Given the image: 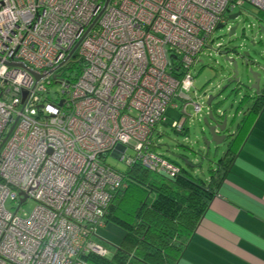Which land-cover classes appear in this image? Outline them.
<instances>
[{
	"label": "built area",
	"instance_id": "1",
	"mask_svg": "<svg viewBox=\"0 0 264 264\" xmlns=\"http://www.w3.org/2000/svg\"><path fill=\"white\" fill-rule=\"evenodd\" d=\"M244 3L264 10V0H0V264L106 256L92 237L126 186L106 157L179 172L151 149L153 132L168 107L201 111L193 66Z\"/></svg>",
	"mask_w": 264,
	"mask_h": 264
},
{
	"label": "trees",
	"instance_id": "2",
	"mask_svg": "<svg viewBox=\"0 0 264 264\" xmlns=\"http://www.w3.org/2000/svg\"><path fill=\"white\" fill-rule=\"evenodd\" d=\"M262 107L264 88L239 100L235 115L242 110L241 117L223 155L216 159V168L210 165L206 177L180 166L174 177L150 172L137 162L128 166L123 171L126 186L115 194L105 214V223L123 229L122 240L110 256L85 254L84 264H176ZM186 121L178 132L186 131ZM156 147L154 142L151 149L159 153Z\"/></svg>",
	"mask_w": 264,
	"mask_h": 264
},
{
	"label": "rangeland",
	"instance_id": "3",
	"mask_svg": "<svg viewBox=\"0 0 264 264\" xmlns=\"http://www.w3.org/2000/svg\"><path fill=\"white\" fill-rule=\"evenodd\" d=\"M238 10L235 9L233 12L235 13ZM236 21V31L231 37L227 35L228 18H226V23L222 27L216 28L212 32L210 41L199 53L198 61L193 66V82L188 94L197 103L202 105L201 111L195 113L191 105L186 107L185 113H182L178 108L168 107L164 120L157 124L156 131L152 135V140L155 142L159 153L199 177H206L209 166L216 158V148H218V155H221L222 152L219 149H225L226 147L225 142L217 145L218 147L212 143L208 154L205 155V145L202 136L203 132L207 133V130L202 123V119L207 115V98L213 95V102H221L219 107L228 115L227 127L230 132L235 130L237 121L240 118V113H238L235 115L234 121L231 122L233 115L237 111L236 107L241 95L244 94L245 90L241 89L238 94L230 93V88L234 86V84H231L228 89L219 95L221 87L225 84L229 72L232 70L231 64L225 60L222 53L226 49L237 46L238 54L229 50L227 56H233L236 59L238 63V76L246 80V74L248 73L243 67L241 54L249 52L251 55H254V51L258 50L257 44L254 45L252 42L253 40L257 41L258 35L256 31L259 25H264V10H260L249 3H244L241 14ZM259 61L262 67H264V57L260 58ZM262 83H264V73H262L260 78V86ZM55 88L57 86L53 85L52 90ZM185 118H187L185 132H178L171 127L173 120L178 119L179 121H183ZM131 154H133V150L129 146L124 151V155ZM106 161L120 171H125L127 168L125 162L115 152L110 153L106 157ZM34 205L35 202L28 199L21 206L18 213L22 214L24 211L30 212ZM5 206L11 211L15 208V204L10 200L5 202ZM123 234L124 231L121 227L112 222H107L104 226L96 228L92 239L106 250V256H110L120 244Z\"/></svg>",
	"mask_w": 264,
	"mask_h": 264
},
{
	"label": "crops",
	"instance_id": "4",
	"mask_svg": "<svg viewBox=\"0 0 264 264\" xmlns=\"http://www.w3.org/2000/svg\"><path fill=\"white\" fill-rule=\"evenodd\" d=\"M176 264H264V107Z\"/></svg>",
	"mask_w": 264,
	"mask_h": 264
},
{
	"label": "water",
	"instance_id": "5",
	"mask_svg": "<svg viewBox=\"0 0 264 264\" xmlns=\"http://www.w3.org/2000/svg\"><path fill=\"white\" fill-rule=\"evenodd\" d=\"M240 14H241V10H238L237 12L228 15V19L229 20L237 19ZM223 25L224 24H218L217 28L222 27ZM235 27H237V25L229 30L227 34L229 37L233 35ZM256 34L258 35L257 41L253 40L252 44L254 45L257 44L258 50L254 51V55H251L249 52H243L241 54V58L243 59L242 61L243 67L248 73L246 74V80H243L238 76V63L236 59L233 56H227L229 50L238 54V50L236 48L237 46H233L229 49H226L222 53V55H224L225 60L229 64H231L232 70L231 72H229L225 84L221 87L219 95H221L222 92L228 89L231 86V84H234V86L230 88V93L238 94L241 89L245 90L244 94L241 95V98L244 97L245 95L252 96L253 94H258L259 91L262 88H264V83H262V85L260 86V78L262 73H264V67H262L259 61L260 58L262 59V57H264V25H259ZM9 64L25 67L23 63H9ZM31 72L36 79L39 78V75L36 72L34 71ZM213 100H214L213 95H210L207 98L206 100L207 115L204 116L202 119V123L207 130V133L203 132V136H202V140L205 145V155L208 154L210 145L212 143L217 146L222 142H225L228 139L229 134L231 133L229 132L227 127L228 115L226 114L225 111H222L219 107L221 102L220 101L213 102ZM12 127L13 125L11 126L10 130L12 129ZM9 132H7L2 142H4ZM22 199H24V197Z\"/></svg>",
	"mask_w": 264,
	"mask_h": 264
},
{
	"label": "flooded vegetation",
	"instance_id": "6",
	"mask_svg": "<svg viewBox=\"0 0 264 264\" xmlns=\"http://www.w3.org/2000/svg\"><path fill=\"white\" fill-rule=\"evenodd\" d=\"M234 12L233 11H231V12H228L227 14H226V18H228V15H230V14H233ZM229 20V19H228ZM237 25V21H236V19H234V20H229V26H228V32H229V30L232 28V27H234V26H236ZM235 31H236V27H235V29H234V33H233V35L235 34ZM232 35V36H233Z\"/></svg>",
	"mask_w": 264,
	"mask_h": 264
}]
</instances>
